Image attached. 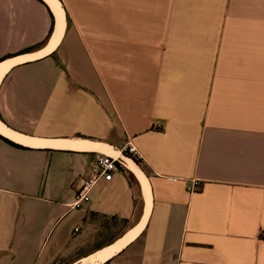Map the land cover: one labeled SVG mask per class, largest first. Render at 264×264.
I'll return each mask as SVG.
<instances>
[{
    "label": "crops",
    "instance_id": "0c3cea01",
    "mask_svg": "<svg viewBox=\"0 0 264 264\" xmlns=\"http://www.w3.org/2000/svg\"><path fill=\"white\" fill-rule=\"evenodd\" d=\"M57 1L47 52L48 1L0 0V264L138 229L100 264H264V0ZM98 154L125 163L74 207Z\"/></svg>",
    "mask_w": 264,
    "mask_h": 264
},
{
    "label": "bare ground",
    "instance_id": "6f19581e",
    "mask_svg": "<svg viewBox=\"0 0 264 264\" xmlns=\"http://www.w3.org/2000/svg\"><path fill=\"white\" fill-rule=\"evenodd\" d=\"M47 1L52 6L54 12L56 13V15L58 17V23H59V26L57 25L58 26V31L56 32L57 34L55 35L54 39L51 41V44L47 50V52H49L55 47L57 41L60 38V33H61V29H62V18H61L62 12H61L60 5H59L57 0H47ZM2 74H3V70L0 69V78H1ZM0 131L6 135L13 137L14 139L18 140L17 137H15L9 131H7L1 124H0ZM126 163H127L128 167L134 172V174L136 175L138 180L141 182V184L143 186L144 197H145L147 203L149 204V199H150L149 187H148V184H147V181H146L144 174L141 172V170L139 169L137 164H135V162L132 161L130 158H126ZM148 207L149 206H147L146 215L148 214ZM138 233H139V229L137 231H134L133 233L129 234L127 237H125L122 241H120L119 243H117L113 247H111V248H109V249H107V250H105V251H103L97 255H94L88 259L81 260L77 264H100V263L104 262L105 260L108 259V257L112 256L114 253H116L122 247H124Z\"/></svg>",
    "mask_w": 264,
    "mask_h": 264
},
{
    "label": "built area",
    "instance_id": "2783aa9c",
    "mask_svg": "<svg viewBox=\"0 0 264 264\" xmlns=\"http://www.w3.org/2000/svg\"><path fill=\"white\" fill-rule=\"evenodd\" d=\"M125 152L128 154V158L134 161V158L140 159V154L137 149L129 144L126 148ZM124 161H118L110 156L98 154L93 161L92 171L94 173L93 178L86 181L83 184L80 192L76 197V201L74 202V207H81L82 204L90 201V194L93 188L97 185V183L101 180L106 182H110L113 179L115 173L119 171V165H124ZM189 190L191 192L194 191L193 187H190Z\"/></svg>",
    "mask_w": 264,
    "mask_h": 264
},
{
    "label": "rangeland",
    "instance_id": "374dc122",
    "mask_svg": "<svg viewBox=\"0 0 264 264\" xmlns=\"http://www.w3.org/2000/svg\"><path fill=\"white\" fill-rule=\"evenodd\" d=\"M44 158H45V154H43V153H35V154H33L32 155V160H35L38 164H40V163H42L43 161H44ZM41 177L43 178V184H42V187H40L39 185H37V186H35V184H33L32 185V194H38V193H40L39 195H41V194H43L42 192L43 191H45L46 190V188H44V180H45V176H44V173L41 175ZM45 192H47V190L45 191ZM64 193V192H63ZM62 193V194H63ZM64 194H66V192L64 193ZM63 194V195H64ZM61 199V198H60ZM121 225H119V226H117V227H120ZM109 235V234H108ZM107 235V236H108ZM101 239H104V237H102ZM65 260H68V258H65L64 259V261ZM64 261H62V262H64ZM62 262H58L57 264H62Z\"/></svg>",
    "mask_w": 264,
    "mask_h": 264
},
{
    "label": "trees",
    "instance_id": "16d2710c",
    "mask_svg": "<svg viewBox=\"0 0 264 264\" xmlns=\"http://www.w3.org/2000/svg\"><path fill=\"white\" fill-rule=\"evenodd\" d=\"M51 31H52V29H51ZM51 31H50V33H51ZM39 47H41V45H39V46H37V47H34V48H32V49H30V50H28V51H34L35 49H38ZM9 143H11L12 144V142H10L9 141ZM124 155L125 156H128V154L126 153V152H124ZM134 162L137 164V165H139L140 167H142V169L145 171L146 169H145V167H143L142 166V161H141V159H137V158H134ZM131 175V177L132 178H134V176L132 175V174H130ZM124 223H126V221L125 220H118V219H116V218H113L112 219V221H111V224L109 225V226H107V225H105L104 226V229H110V228H112V227H117V226H119V225H122V224H124ZM58 262H62V260L61 259H59L58 260ZM71 263H73V262H62V264H71Z\"/></svg>",
    "mask_w": 264,
    "mask_h": 264
}]
</instances>
